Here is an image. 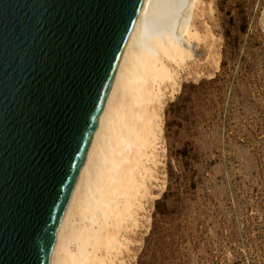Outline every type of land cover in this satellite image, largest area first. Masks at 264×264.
<instances>
[{
    "label": "rangeland",
    "instance_id": "rangeland-1",
    "mask_svg": "<svg viewBox=\"0 0 264 264\" xmlns=\"http://www.w3.org/2000/svg\"><path fill=\"white\" fill-rule=\"evenodd\" d=\"M204 2L211 55L165 93L128 264H264V0Z\"/></svg>",
    "mask_w": 264,
    "mask_h": 264
},
{
    "label": "water",
    "instance_id": "water-1",
    "mask_svg": "<svg viewBox=\"0 0 264 264\" xmlns=\"http://www.w3.org/2000/svg\"><path fill=\"white\" fill-rule=\"evenodd\" d=\"M143 3L0 0V264H49Z\"/></svg>",
    "mask_w": 264,
    "mask_h": 264
},
{
    "label": "bare ground",
    "instance_id": "bare-ground-1",
    "mask_svg": "<svg viewBox=\"0 0 264 264\" xmlns=\"http://www.w3.org/2000/svg\"><path fill=\"white\" fill-rule=\"evenodd\" d=\"M209 30L204 0H144L55 229L49 264H128L131 236L159 178L165 93L179 87L198 47L210 57Z\"/></svg>",
    "mask_w": 264,
    "mask_h": 264
}]
</instances>
